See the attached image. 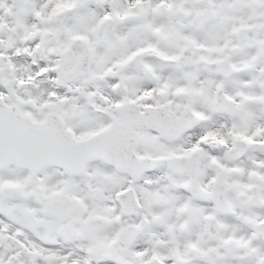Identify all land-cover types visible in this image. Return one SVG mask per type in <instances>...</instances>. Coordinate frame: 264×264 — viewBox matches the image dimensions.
<instances>
[{"label":"snow or ice","instance_id":"snow-or-ice-1","mask_svg":"<svg viewBox=\"0 0 264 264\" xmlns=\"http://www.w3.org/2000/svg\"><path fill=\"white\" fill-rule=\"evenodd\" d=\"M0 264H264V0H0Z\"/></svg>","mask_w":264,"mask_h":264}]
</instances>
